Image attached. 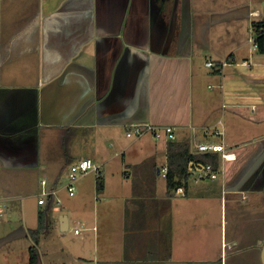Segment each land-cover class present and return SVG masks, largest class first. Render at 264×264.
<instances>
[{"label": "crops", "instance_id": "obj_1", "mask_svg": "<svg viewBox=\"0 0 264 264\" xmlns=\"http://www.w3.org/2000/svg\"><path fill=\"white\" fill-rule=\"evenodd\" d=\"M261 1H40L37 24L25 27L21 39H10L23 49L22 63L36 62L39 79L0 82V172L39 168L44 131L49 138L61 135L60 179L67 183L71 165L91 159L102 167L103 185L99 191L90 173L79 180L73 197L62 194L66 185L60 188L59 210L53 208L56 196L42 205L40 264H264V135L251 139V133L259 134L244 122L264 123V87L238 89L248 78L264 82V51L251 43L252 24L264 20ZM9 12L0 9V54L11 29L3 21ZM225 14L241 21L229 55L210 43L215 23L228 19ZM247 35L259 54L238 62ZM208 49H216L219 60L203 62L201 51ZM208 61L229 65L209 72ZM207 79L212 90L223 89L222 99L204 91ZM225 110L237 132L231 126L229 134L219 120ZM219 121L223 137L203 133ZM139 124L172 127L176 139H157L150 132L128 137ZM192 140L223 142L229 159L218 153L214 180H197L202 164L191 161L186 185L170 190L160 169L169 168L172 145L188 143L193 153ZM48 176L41 179L42 190ZM49 180L47 188L57 190ZM48 225L61 234L60 260L54 255V262L41 250ZM37 227L0 230V241L12 244L5 253L12 264H29L30 231ZM5 231L8 237H1Z\"/></svg>", "mask_w": 264, "mask_h": 264}, {"label": "rangeland", "instance_id": "obj_2", "mask_svg": "<svg viewBox=\"0 0 264 264\" xmlns=\"http://www.w3.org/2000/svg\"><path fill=\"white\" fill-rule=\"evenodd\" d=\"M40 1L41 0H0V9L5 7L10 10L9 15H5L3 18V21L5 22V27L11 26L10 30L5 31V36H8V38L5 40L3 44L4 46H2L3 48H1L0 54V56H2V60L6 62L0 64V82L2 83H38L39 74L36 62H32L29 64L22 63L23 61H21V54L23 52V49H20L19 47L17 48L19 42H14L10 39H13L15 37L21 39V37L25 36L23 32L26 29L25 27L37 24ZM261 2L264 3V0H262ZM225 4L227 3L225 2ZM210 7H213V5ZM224 17H228V19L215 23L213 31L212 33H210V39H212L210 43L213 44L215 47L217 46L219 51H222L225 55H229L231 50L235 47L234 42L232 41V36H237V34L240 33L241 21L239 19L240 17L237 16V14H225ZM0 34L2 35V33ZM240 39H242V37H240ZM245 43L246 45H244V48L242 47V50L237 56L238 62H242L245 58L248 59L250 56L254 57V55L259 54V52L254 51L251 48V44L249 43V35H247ZM215 51L216 49L214 51L209 49L207 51H201V55L203 56V62H205L206 60H219V54ZM32 61H35V59H32ZM206 69H208L209 72H213V70L208 67H206ZM231 70L233 69L229 68V72ZM26 73L27 78L24 76ZM29 73H31V75H29ZM257 77L258 78L255 79V83L250 82L251 79L249 78L246 81L243 80L244 83L241 84V86H239L238 88L239 90H241L240 92H246L247 88H256V90L258 91L263 89L264 82L259 78V76ZM209 81V79L203 80L202 87L204 91L210 93H219L220 96L216 97V101L222 99L220 93L223 89L218 86H215L212 90L210 87H208L211 84ZM210 95L211 94H209L208 96ZM262 102L263 100L260 101V104H263ZM256 103H258V101H256ZM48 104L50 105V100ZM48 104L43 103V110L44 106H46V109L49 111L51 106H49ZM219 108L220 107H218V110ZM246 111L248 112V109ZM220 113L219 120L225 123V125H228V132L229 134H231V126L232 128L233 126L234 128H236V124L232 125V123L235 122H233L232 117L227 114L228 112L226 110L223 111L221 115ZM248 116L249 115H247V117ZM42 118L44 120V117ZM46 120L47 119H45V121ZM244 122L249 124V128L251 127V130L252 128H255L254 134H259L254 137V135H252L251 133V139H257L259 138V136L262 137L264 135V123L255 124L251 122L248 118L244 119ZM221 127L222 125L220 124V121L216 124L215 122H213L206 129V131H203V133L207 132V135L213 138L212 133L215 131L216 128L221 129ZM235 132H237V128L235 129ZM59 135V133L53 134L49 138L47 137V135H45L44 131L42 132L40 154L41 166L39 168L19 171L5 170L3 172H0V204L5 210L3 217H0V230L4 228H10L18 232L24 229L26 232L30 230L29 228H35L38 226V213L41 210H44V206L39 204V194L42 193L41 179L43 178L44 173H47V175L48 173L50 174V177L48 176L50 180L49 178L47 180H49L51 186L55 184V189L58 190L59 194L57 195V197L60 198V196H62L59 193L60 188H64V185H66V183L65 178L60 179V168L62 165L60 161V156L62 154V147H60V139H58ZM47 165H51V167H49V170L47 169V171H45L43 167ZM68 165H70V163H68ZM194 176H191V181H193ZM50 185L48 187H50ZM66 192L67 191L65 189L62 194L64 195ZM5 196L15 198L8 200L4 199ZM59 215V213L55 214L58 220H60ZM73 227L74 223L72 222V228ZM47 230L48 232L45 234V236H43V240L41 242V250L42 252H45V257L47 261L54 262L55 256H57L60 260L61 234L59 230H57L56 228L49 227V225ZM9 233L10 232L5 231L4 233H2L1 237H8L7 235ZM18 236L21 237V235ZM69 237L70 239H67V241L71 240V236ZM10 245L12 244H10L8 240H5L3 242L0 241V264H12V259L10 261V258L5 257V253L8 251V246Z\"/></svg>", "mask_w": 264, "mask_h": 264}, {"label": "built area", "instance_id": "obj_3", "mask_svg": "<svg viewBox=\"0 0 264 264\" xmlns=\"http://www.w3.org/2000/svg\"><path fill=\"white\" fill-rule=\"evenodd\" d=\"M254 37L251 39V43L253 45V49L259 51L261 47L264 48V25L260 27L258 31L253 29ZM262 38V42H260V39ZM227 65H229L228 62L223 63H215L213 61L206 62V66L213 71H221L223 68H225ZM244 65L250 66L249 62H244ZM222 124V122H220ZM152 133L153 136L157 139L161 138H167L170 141H174L176 139L175 129L172 127H157L153 125H145V124H139V125H133L131 126V130L128 132V137H134V138H140L143 137L146 133ZM214 134L217 137H223L224 131L221 129H215ZM192 148L193 153L199 154V153H220L222 154V157L224 159H229V155L227 153V147L223 142H196L195 140H192ZM101 165L96 164L91 159H81L75 162L71 165L69 168L68 176H67V183H66V190L68 194L73 197L76 194L77 191V184L80 179L85 177L86 175L93 173L96 176V179L98 180L101 177ZM197 169L199 170V175L197 177V180L201 179H217L219 176V170H214L212 165H201L198 166ZM160 173L163 177L167 178V175L169 173V168L167 166L162 167L160 169ZM47 180H44L42 182L43 190L41 193V199L39 200L40 205H45L47 199L51 197H55L54 202V209L59 210L61 201L60 198L57 197L58 191L54 189L47 188ZM182 190L179 189L177 192H181ZM5 213V210L0 205V216H3ZM76 234L80 233V229L75 230Z\"/></svg>", "mask_w": 264, "mask_h": 264}, {"label": "trees", "instance_id": "obj_4", "mask_svg": "<svg viewBox=\"0 0 264 264\" xmlns=\"http://www.w3.org/2000/svg\"><path fill=\"white\" fill-rule=\"evenodd\" d=\"M264 25V20L254 22L253 29L258 31ZM262 38L260 39V42ZM260 51H264L261 47ZM194 161L202 165H212L214 170H218L220 166V155L218 153H201L193 154L190 145L177 144L172 145L170 154L169 173L167 175L168 187L170 190L177 189L180 186H185L190 177V162ZM98 190L103 189L101 178L97 180ZM45 213L41 211L38 215V227L30 231L33 245L29 249V264H40L41 255L39 249V237L45 231Z\"/></svg>", "mask_w": 264, "mask_h": 264}, {"label": "water", "instance_id": "obj_5", "mask_svg": "<svg viewBox=\"0 0 264 264\" xmlns=\"http://www.w3.org/2000/svg\"><path fill=\"white\" fill-rule=\"evenodd\" d=\"M33 162H34V163H32V164L37 165V160H34ZM62 219H63V220H62V224L64 225V224H65V222H64L65 220H64V219H66V217L63 216ZM63 231H65V230H63ZM263 260H264V257H263Z\"/></svg>", "mask_w": 264, "mask_h": 264}]
</instances>
